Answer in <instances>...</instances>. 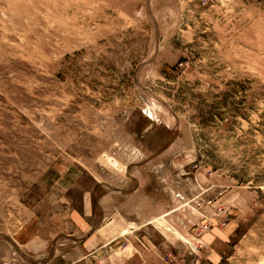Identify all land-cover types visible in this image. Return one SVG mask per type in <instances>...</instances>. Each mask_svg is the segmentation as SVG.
<instances>
[{
	"label": "rangeland",
	"instance_id": "374dc122",
	"mask_svg": "<svg viewBox=\"0 0 264 264\" xmlns=\"http://www.w3.org/2000/svg\"><path fill=\"white\" fill-rule=\"evenodd\" d=\"M0 264H264V0H0Z\"/></svg>",
	"mask_w": 264,
	"mask_h": 264
}]
</instances>
